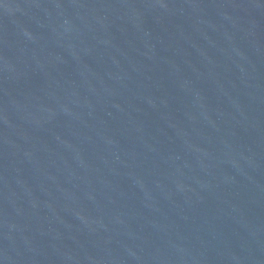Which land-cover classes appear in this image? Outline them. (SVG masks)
<instances>
[{"label": "water", "instance_id": "95a60500", "mask_svg": "<svg viewBox=\"0 0 264 264\" xmlns=\"http://www.w3.org/2000/svg\"><path fill=\"white\" fill-rule=\"evenodd\" d=\"M2 264H264V0H0Z\"/></svg>", "mask_w": 264, "mask_h": 264}]
</instances>
